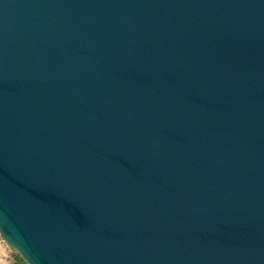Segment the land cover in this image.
<instances>
[{"label": "water", "instance_id": "obj_1", "mask_svg": "<svg viewBox=\"0 0 264 264\" xmlns=\"http://www.w3.org/2000/svg\"><path fill=\"white\" fill-rule=\"evenodd\" d=\"M0 236L264 264V0H0Z\"/></svg>", "mask_w": 264, "mask_h": 264}, {"label": "rangeland", "instance_id": "obj_2", "mask_svg": "<svg viewBox=\"0 0 264 264\" xmlns=\"http://www.w3.org/2000/svg\"><path fill=\"white\" fill-rule=\"evenodd\" d=\"M0 264H27L0 236Z\"/></svg>", "mask_w": 264, "mask_h": 264}]
</instances>
